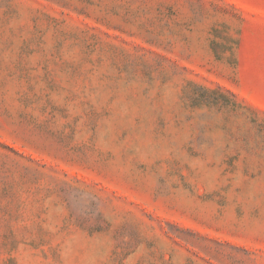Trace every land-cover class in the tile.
Listing matches in <instances>:
<instances>
[{"label": "rangeland", "instance_id": "1", "mask_svg": "<svg viewBox=\"0 0 264 264\" xmlns=\"http://www.w3.org/2000/svg\"><path fill=\"white\" fill-rule=\"evenodd\" d=\"M0 264H264V0H0Z\"/></svg>", "mask_w": 264, "mask_h": 264}]
</instances>
